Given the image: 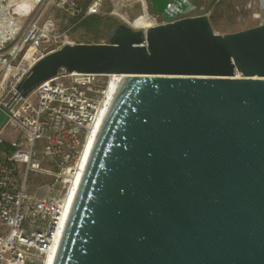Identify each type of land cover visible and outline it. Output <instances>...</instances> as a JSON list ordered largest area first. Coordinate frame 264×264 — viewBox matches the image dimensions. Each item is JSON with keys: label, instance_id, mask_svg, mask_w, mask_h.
<instances>
[{"label": "water", "instance_id": "1", "mask_svg": "<svg viewBox=\"0 0 264 264\" xmlns=\"http://www.w3.org/2000/svg\"><path fill=\"white\" fill-rule=\"evenodd\" d=\"M148 1L165 23L66 44L17 86L124 75L55 264H264V25L219 34L193 0Z\"/></svg>", "mask_w": 264, "mask_h": 264}, {"label": "built area", "instance_id": "2", "mask_svg": "<svg viewBox=\"0 0 264 264\" xmlns=\"http://www.w3.org/2000/svg\"><path fill=\"white\" fill-rule=\"evenodd\" d=\"M206 1L191 16H214L224 0L211 7ZM256 9L255 26H262L264 0H256ZM92 16L144 31L165 23L148 0H0V91L11 94L0 98L9 115L0 131V264H55L86 145L111 85L118 90L124 79L62 68L27 97L17 90L43 57L76 44L73 30ZM32 174L43 178L33 183Z\"/></svg>", "mask_w": 264, "mask_h": 264}, {"label": "rangeland", "instance_id": "3", "mask_svg": "<svg viewBox=\"0 0 264 264\" xmlns=\"http://www.w3.org/2000/svg\"><path fill=\"white\" fill-rule=\"evenodd\" d=\"M193 2L197 3L199 7L200 0H193ZM205 4L208 7L214 5L212 0H207ZM198 9L193 12V15L198 14ZM213 13L215 20L212 24L214 30L219 34L232 33L255 27L260 16V13L256 9V0H224L214 9ZM130 15L133 21L139 23L138 14H136V12ZM98 18H100L104 24L101 31L87 28L85 26V20L73 30L71 39L77 43H99L102 40H107L108 32L116 27L120 21L110 17ZM10 97L11 94H9V90H7L6 93L0 91V98H2V101ZM42 178L43 176L39 174H32L31 181L34 183ZM47 179H49V181L52 180L50 178ZM44 180L45 179H43V181Z\"/></svg>", "mask_w": 264, "mask_h": 264}, {"label": "bare ground", "instance_id": "4", "mask_svg": "<svg viewBox=\"0 0 264 264\" xmlns=\"http://www.w3.org/2000/svg\"><path fill=\"white\" fill-rule=\"evenodd\" d=\"M139 21H141V20H138V22ZM145 25L149 26L150 23L147 21L145 23ZM117 91L118 90L114 87V85H111V87H110L109 91L107 92L106 97H105V99H104V101L102 103V106H101V109H100V115H99V117H98V119H97V121L95 123V127L93 128V131H92V135L89 138V141H88V143L86 145V155H85L86 159H85V165L83 167L84 170L81 171V174H80L81 176L77 179V181L75 183V190L73 191V199L68 205L69 208L72 207V204H73V202H74V200L76 198V195L78 193V189L80 187V183H81V181L83 179V176H84V173L86 171V167H87L88 161H89V159L91 157L92 151L94 149L96 140H97V138H98V136L100 134L101 128L103 126V123H104V121L106 119V116H107L108 111H109V109H110V107L112 105V102H113V100L115 98V95H116Z\"/></svg>", "mask_w": 264, "mask_h": 264}, {"label": "trees", "instance_id": "5", "mask_svg": "<svg viewBox=\"0 0 264 264\" xmlns=\"http://www.w3.org/2000/svg\"><path fill=\"white\" fill-rule=\"evenodd\" d=\"M101 16H92V17H88L87 19H85V26L89 29H93V30H97V31H101V29L103 28V22L100 18ZM214 16L212 19V22L214 21Z\"/></svg>", "mask_w": 264, "mask_h": 264}]
</instances>
